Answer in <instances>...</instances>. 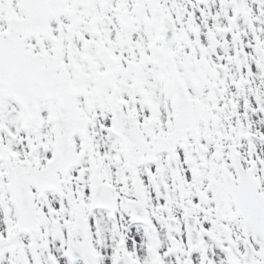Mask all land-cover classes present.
<instances>
[{"label":"snow or ice","instance_id":"1","mask_svg":"<svg viewBox=\"0 0 264 264\" xmlns=\"http://www.w3.org/2000/svg\"><path fill=\"white\" fill-rule=\"evenodd\" d=\"M0 264H264V0H0Z\"/></svg>","mask_w":264,"mask_h":264}]
</instances>
